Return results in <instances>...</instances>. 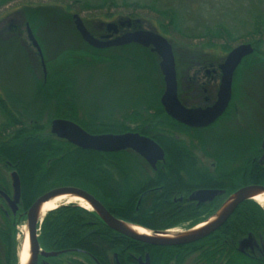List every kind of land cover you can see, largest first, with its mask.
<instances>
[{
  "label": "trees",
  "instance_id": "1",
  "mask_svg": "<svg viewBox=\"0 0 264 264\" xmlns=\"http://www.w3.org/2000/svg\"><path fill=\"white\" fill-rule=\"evenodd\" d=\"M12 1L15 0H0V8ZM245 1L249 3L246 8H221L219 10L223 14L220 17L213 14L211 20L202 24L203 27L196 23L191 31L183 16V8L166 4L165 0H58L73 23L72 10L99 12L110 17L117 13V9L125 7L123 9L128 17L141 20L138 24L141 28L148 29L146 26L149 27L154 21V29L164 35L178 36L185 40L203 39L200 42L206 47L220 45L226 52L236 42H251L257 53L264 43L263 0ZM213 8L218 10L217 6ZM42 11L30 8L26 13V21L33 31L37 30L40 23L41 27L52 17ZM241 28L245 31L242 32ZM74 32L81 41L76 38V45L61 49L52 62L45 58L43 39H38L47 70L42 73L41 79L33 78L37 88L31 98L20 93L7 99L0 95V164L3 165L0 170L4 174L5 171L10 174L17 171L22 188L17 213H7L0 207L1 218L9 227L7 232L3 229L0 232L11 242L10 247L5 246L4 254L0 255V264H20L17 249L20 241L16 240L15 235L17 228L25 224L27 210L34 201L56 187H81L93 194L116 217L156 230L184 223H187L184 228L192 227L213 214L222 204L208 205L209 209L204 212L183 208L182 204L175 202L138 204V193L146 188L137 182L134 165L141 162L135 151L86 150L51 133V121L56 118L75 121L94 134L122 133L131 129L129 124L114 121L113 115L96 114L90 108L93 97L88 95L87 88L79 86V74L90 70L89 82L96 71L111 81L122 72L137 73L138 87L142 94L136 99V110L125 118L135 123L136 130L146 134H158L164 127L165 112L160 101L164 80L158 59L149 49L135 43L96 48L82 39L76 27ZM173 47L176 52L180 51L176 50L174 44ZM156 72L159 73V79L150 75L155 76ZM111 88L110 83L101 90ZM133 99L129 98L130 101ZM83 103L88 107L84 113L81 110ZM105 106L108 112L110 108H117L111 104ZM0 186L9 193L13 192L11 182L1 183L0 179ZM248 232L264 239V208L251 199L242 202L228 221L209 236L192 243L172 246L149 245L122 235L110 228L94 210L70 203L50 210L45 215L39 241L46 252L60 254L83 250L104 264H108V255L113 250L124 255L128 251L143 253L148 250L153 264H183L187 259L186 250L197 253L196 259L202 264H264L262 258L245 257L235 251L231 241Z\"/></svg>",
  "mask_w": 264,
  "mask_h": 264
},
{
  "label": "flooded vegetation",
  "instance_id": "2",
  "mask_svg": "<svg viewBox=\"0 0 264 264\" xmlns=\"http://www.w3.org/2000/svg\"><path fill=\"white\" fill-rule=\"evenodd\" d=\"M138 28H140L138 25L119 27L118 32H115L114 27L108 28L106 24L102 33L95 36L111 35L110 38H115ZM242 43L251 42L239 44ZM262 46L264 48V43ZM113 47L115 46L108 48ZM145 48L149 49L160 63V58L151 50L152 47ZM255 53L254 47V52L244 57L235 70L229 104L212 123L204 126L185 124L173 118L164 108L162 132L146 134L136 130V126L132 125L131 129L125 131L140 133L152 138L165 152L164 159L157 161L155 166L136 152L141 163L134 165L135 175L138 178V185L146 188L138 193L136 198L138 204L175 202L182 204L183 208H193L195 212H204L209 209L210 205L223 203L234 191L244 186L251 184L264 186V57H261L258 67L255 64L254 68L247 67L251 61L247 59ZM227 54L219 56L205 51L176 52L174 49L177 95L184 107L206 110L217 103L223 76L221 64L225 61ZM263 55L264 53L261 52V56ZM255 71H258L260 93L258 99L254 97V102L258 105V116L253 119L249 112V114L245 113L242 107L243 100L237 101L236 99L241 95H247L246 99L253 101V95L246 93L243 83L254 79ZM238 80L240 82L237 84ZM2 166L0 164V169ZM0 179L1 183H10L1 170ZM0 189L11 197L14 194V192L9 193L4 190L1 186ZM199 190H217L218 193L212 199L205 201L192 200L190 197ZM0 202L3 210L7 213L13 212L7 199L1 193ZM186 225L187 223H184L180 227L184 228ZM249 235L253 236L254 241L251 245L241 248L240 242ZM231 243L235 251L241 255L264 260V239L257 238L252 232H248L237 240H232ZM190 251L186 250L185 258L187 259L183 264H202L196 259L197 253H190ZM108 256L110 258L108 264H144L147 256L149 264H153L148 250L143 253L128 251L126 255L113 250ZM81 263L104 264L83 250L74 253H57L51 256L40 254L38 258V264Z\"/></svg>",
  "mask_w": 264,
  "mask_h": 264
},
{
  "label": "water",
  "instance_id": "3",
  "mask_svg": "<svg viewBox=\"0 0 264 264\" xmlns=\"http://www.w3.org/2000/svg\"><path fill=\"white\" fill-rule=\"evenodd\" d=\"M73 19L75 27L82 36L83 40L93 47L108 48L111 46H122L131 43H137L144 47H152L151 50L155 52L160 58L159 67L161 73L163 74L165 82V90L161 97L162 105L164 106L167 113H169L173 118H175L179 122L192 126H204L209 123H212L224 112L231 99L235 70L237 69L244 57L254 52V47L251 43H242L232 48L227 54L223 64H221L223 76L219 92V100L217 101V103L213 107L208 108L206 110L187 109L181 104L177 95V71L175 64L174 49L172 43L167 37L155 30L144 29L141 27V29L138 28L137 30L126 32L115 38H110L111 35H103L101 37H97L88 29L83 18L79 13H75L73 15ZM140 22V19L127 18L119 20L118 23L109 22L107 23V27H114L115 32H118L119 27H131L132 25H138ZM27 33L29 40L31 41L32 45L37 49L41 57L42 65L44 71L46 72V63L42 48L29 24H27ZM51 133L55 134L59 138L69 141L71 144H74L86 150L102 152H119L124 150H133L143 156L145 159H147L154 166L156 165L157 161L163 160L165 157V152L163 148L155 140L140 133L110 132L94 134L88 132L75 121L63 118H56L52 120ZM12 182L14 192L12 197L1 189L0 193L7 199L8 203L12 208V211L17 212L22 195L21 180L17 171L12 172ZM259 190L264 192V186L258 184H251L236 190L220 205V207L213 214L208 216L205 220L189 228L173 227L156 230L147 227L148 229H151L154 232L158 233L170 229L190 231L199 224L208 221L212 216L217 214L222 209V207L232 196H235L231 203L228 205V207L218 217V219H216V221L205 227L202 231L189 235H184L182 237L167 239L160 238L157 236L141 235L130 231L125 226V222L129 221H125L116 217L105 207V205L101 201H99L93 194L83 188L77 186L56 187L38 197L34 201V203L29 207L26 213L25 224L28 226L29 230V239L31 245V264H38V258L40 254L44 256H51L55 254L45 252L41 248V244L39 241V230L40 225L42 224L46 214H44L43 216L39 215V206L42 202L47 201L51 197L62 193H76L85 198L92 204L93 210L103 219V221L114 231L122 235L128 236L130 238L144 242L149 245L172 246L192 243L214 233L230 218V216L235 212V210L242 202L250 199L253 200V194ZM217 193V190H199L194 193L190 198L192 200L205 201L208 199H212ZM62 205L66 204H60L59 206ZM252 241H254V238L252 235H249L247 238L243 239L240 242L241 248L251 245ZM149 262V257L147 256V260L146 262H144V264H149Z\"/></svg>",
  "mask_w": 264,
  "mask_h": 264
},
{
  "label": "rangeland",
  "instance_id": "4",
  "mask_svg": "<svg viewBox=\"0 0 264 264\" xmlns=\"http://www.w3.org/2000/svg\"><path fill=\"white\" fill-rule=\"evenodd\" d=\"M165 3L180 9L183 8V16L186 18L187 27L191 31L194 29V26L197 25L196 23L203 27L204 25L202 24H206V21L211 20V15L213 14L220 17L223 14V12L219 10L221 8L237 10L244 9L249 5L245 0H165ZM214 6H217L218 10L213 8ZM30 8H38L41 9V11L42 8H44L45 10H43L42 13L45 15L51 14L52 16L47 20L48 22H45L47 25L45 24L40 27V24H42L40 23L37 30L33 31L37 39H43L45 58L49 62L53 61L54 57L57 56L61 49L73 47L77 43L76 40L78 38L74 34L75 24L69 20L68 14L64 13L66 10L58 0H15L0 8V95L6 99L14 94L19 95V93L20 95H25L27 98H31L37 88L35 87L33 78L36 77V79H41L42 73L44 72L41 57L29 40L27 33V24L29 23L26 21V13ZM123 8L125 9V7H121L120 9L122 10L117 9V13H114L110 17H106L99 12H77L76 10H72L71 13H79L83 20L87 22L88 26L92 27L97 34H100L107 23L113 21L118 22L119 20L130 18L127 16V13L124 12ZM113 12L115 11L113 10ZM61 14H63V16H61ZM154 25L155 22L152 21L151 25H149V27L147 25L146 28L155 30ZM240 30L242 32L245 31L243 28ZM155 31L159 32L158 30ZM164 36L170 40L172 45L174 44L176 50L192 53L205 51L218 54L219 56H225L227 54L220 45L211 48L206 47L201 43L203 39H200V42V40H193L191 38L185 40L180 37L178 38V36ZM187 41H190V43H187ZM237 44H239V42L234 43V45ZM261 52L264 53V48L253 54L249 59L251 60L249 66H247L249 69L254 68L255 65L257 67L260 65L261 57H264V55L261 56ZM90 71L79 74V86L82 89L87 88L88 95L93 97V104H90L92 105L90 108L93 109V112L103 116L108 113L109 115H113L115 118L114 121L118 123H126L135 126V123L128 121L125 117L130 115L133 110H136L135 108L138 106V101H136V99L139 98V94H142V90L138 87L137 73L130 71L122 72L123 74L119 77H113L111 81V79L107 78L101 72L96 71L95 74L91 75L92 81L89 82L88 73ZM255 73L256 77L254 79L251 78L252 80H250V82L244 81L243 83V87L247 89H245L246 93L253 95V101L250 100V102L249 99H246L247 95H241L236 99L237 101L243 100L244 103L242 107H244L245 113H250L253 119L258 116V105L254 102V97L256 96L255 98L258 99L260 93V88L258 86V71H255ZM150 75L154 77V79H159V73L157 72L155 76H152V74ZM239 82L240 80H238L237 84ZM110 83L112 84V88L102 91L105 89L106 84ZM130 97L134 98L131 102L129 100ZM105 104L116 105L115 107L119 109L110 108L108 112V109L105 108ZM82 106L81 110H83L84 113L88 107H86L87 105L85 103H83ZM111 119H113V117ZM5 175L6 179L12 184V173L10 174L8 171H5ZM1 205L2 203L0 202V206ZM180 226L178 225L177 228ZM23 228L24 224L18 226V232L15 234L16 240L18 242L20 241L17 247L19 252L21 250ZM1 229L7 232L9 227L5 225L0 215V230ZM9 244L11 245V242L7 241L5 236L0 232V255L4 254L6 247H10Z\"/></svg>",
  "mask_w": 264,
  "mask_h": 264
},
{
  "label": "bare ground",
  "instance_id": "5",
  "mask_svg": "<svg viewBox=\"0 0 264 264\" xmlns=\"http://www.w3.org/2000/svg\"><path fill=\"white\" fill-rule=\"evenodd\" d=\"M235 196H232L226 204L222 207V209L212 216L208 221L199 224L195 228H193L190 231H183L180 229H170L167 231H162L160 233L154 232L151 229H148L147 227H144L142 225H139L137 223L132 222H125V226L132 232L141 234V235H149V236H157L160 238H167L172 239L176 237H182L184 235H189L192 233H197L202 231L205 227L216 221L218 217L221 215V213L228 207V205L231 203V201L234 199ZM252 199L259 203L260 205L264 206V192L259 190L256 191ZM70 203H76L80 205L81 207L93 210L92 204L87 201L82 196L76 194V193H62L59 195H56L54 197H51L47 201H44L39 206V215L43 216L44 214H47L50 210H53L57 208L60 204H70ZM21 257V264H31V245H30V239H29V230L28 226L25 224L23 228V238L21 243V250L19 252Z\"/></svg>",
  "mask_w": 264,
  "mask_h": 264
}]
</instances>
